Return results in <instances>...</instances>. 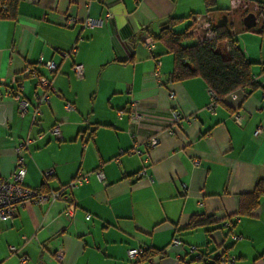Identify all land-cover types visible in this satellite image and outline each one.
<instances>
[{
    "label": "crops",
    "instance_id": "0c3cea01",
    "mask_svg": "<svg viewBox=\"0 0 264 264\" xmlns=\"http://www.w3.org/2000/svg\"><path fill=\"white\" fill-rule=\"evenodd\" d=\"M212 10L205 13V0H19L13 17H0V174L11 178L14 147L26 138L25 186L53 190L88 173L66 201L25 203L0 220V264H264V195L239 211L240 196L264 183V0H214ZM107 12L100 26H83ZM249 12L255 25L247 29ZM190 14L216 24L227 17L256 83L216 102L199 76L172 80V54L142 41L169 17ZM75 63L83 65L81 79ZM27 67L54 89L35 123L34 93L44 88ZM15 89L29 102L22 114L4 95ZM173 110L184 115L180 127ZM56 124L59 137L50 132ZM151 135L158 141L147 147ZM199 216L207 220L189 227ZM173 238L180 244L169 246ZM133 247L137 262L127 259ZM217 253L233 262H216Z\"/></svg>",
    "mask_w": 264,
    "mask_h": 264
},
{
    "label": "trees",
    "instance_id": "16d2710c",
    "mask_svg": "<svg viewBox=\"0 0 264 264\" xmlns=\"http://www.w3.org/2000/svg\"><path fill=\"white\" fill-rule=\"evenodd\" d=\"M18 1L0 0V17H13ZM213 7L214 0H205V13L214 11ZM195 17L196 14L169 17L158 34L151 36L153 43L160 42L173 56L172 80L199 76L216 102L222 101L226 95L238 88L252 86V63L235 45L227 26L210 22V31L205 34L195 26ZM186 19L190 20L186 27L182 31H176L175 27ZM187 39H195V42H185ZM262 195L264 183L257 182L250 193L240 196L239 211L247 213L255 208ZM205 220L207 218L194 217L189 227L203 224ZM141 259L139 253V260Z\"/></svg>",
    "mask_w": 264,
    "mask_h": 264
},
{
    "label": "built area",
    "instance_id": "2783aa9c",
    "mask_svg": "<svg viewBox=\"0 0 264 264\" xmlns=\"http://www.w3.org/2000/svg\"><path fill=\"white\" fill-rule=\"evenodd\" d=\"M111 18L110 13H106L104 18H97V19H91L87 18L83 22L84 27H94V26H100L104 19ZM142 45L146 49H153L154 43L150 36H146L143 41ZM74 51V49H72ZM66 54V53H64ZM159 64V62H157ZM46 68L50 72L56 71V64L52 61H49L46 64ZM73 74L76 78L81 79L83 77V65L81 63H75L72 66ZM25 73L27 75L33 76L36 78V87H43L44 92L41 95H38L34 93V97L36 99L37 105L36 108H34L33 111V122H37V119L41 116V112L38 110V105L41 103H48L50 94L54 91V89L51 86V82L46 79L44 76L38 74L33 68L27 67L25 69ZM253 82H255V78L253 79ZM207 92L209 96L214 99L212 92L207 88ZM2 93H0V98L2 97ZM5 96H10L15 102L18 104V112L19 114H22L25 112L29 106V102L22 98L20 94L19 89H15L13 91L7 90L4 93ZM172 97V93L170 94ZM68 106V105H67ZM172 121L174 124L181 126V123L184 119V115L179 110H173L171 112ZM130 120L132 122H137V120L140 118V114L135 108H132L130 112ZM50 132L55 136L59 137L60 129L59 124L54 125ZM259 133V129L255 131V135ZM31 140L29 138H26V140L18 143L14 147V153H15V167L11 174V178L4 177L0 174V220H11V217L13 216V213L17 206L25 204V203H42L45 201H48L50 203L57 201V200H63L66 201L68 199V190H72L88 181V173L81 174L79 173L76 177L71 179L66 184L60 186L57 189L44 191L41 187H28L23 184V178L25 175V163L22 157V150L27 147L28 143ZM157 138L154 135L149 136L145 140V145L147 147H153L157 144ZM131 152H137L139 151L136 148H133ZM197 162H195L196 164ZM95 175L98 179L103 180V173L100 169H97L94 171ZM44 177L48 179L53 174V169L48 168L44 170L43 172ZM89 215H86L85 218L89 219ZM226 226H228V223H225ZM180 241L176 238H173L169 246H176L179 245ZM196 246L190 245L189 251L193 252L196 251ZM8 251L10 254H16L18 253V248L15 246H8ZM127 259L130 262H137L139 260V249L137 247L129 248L127 250ZM57 258H61L62 251L58 250L56 251ZM27 256L25 254H20L19 260L24 263L27 261ZM225 261V262H233V258L231 257H225L222 253H217L215 255V261Z\"/></svg>",
    "mask_w": 264,
    "mask_h": 264
},
{
    "label": "water",
    "instance_id": "95a60500",
    "mask_svg": "<svg viewBox=\"0 0 264 264\" xmlns=\"http://www.w3.org/2000/svg\"><path fill=\"white\" fill-rule=\"evenodd\" d=\"M227 17L225 15H222L220 19L218 20L217 24L218 25H227L226 23ZM242 24L245 28L249 29L255 25V16L253 13H247L243 18H242Z\"/></svg>",
    "mask_w": 264,
    "mask_h": 264
},
{
    "label": "rangeland",
    "instance_id": "374dc122",
    "mask_svg": "<svg viewBox=\"0 0 264 264\" xmlns=\"http://www.w3.org/2000/svg\"><path fill=\"white\" fill-rule=\"evenodd\" d=\"M208 19V18H207ZM206 18H200L199 20L196 21V26L199 29L200 32H203L205 34H208V32L210 31V22H212L210 19L209 21ZM249 36L254 35L253 33H245Z\"/></svg>",
    "mask_w": 264,
    "mask_h": 264
}]
</instances>
